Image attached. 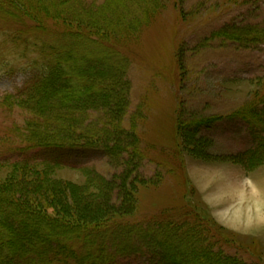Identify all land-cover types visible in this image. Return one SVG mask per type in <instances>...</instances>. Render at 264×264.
I'll return each instance as SVG.
<instances>
[{
    "label": "rangeland",
    "instance_id": "374dc122",
    "mask_svg": "<svg viewBox=\"0 0 264 264\" xmlns=\"http://www.w3.org/2000/svg\"><path fill=\"white\" fill-rule=\"evenodd\" d=\"M22 1L26 15L19 0H0V186L53 181L87 207L117 205L103 220L131 229L109 238L133 233L138 253L110 264L158 263L142 238L168 247V264L202 260L193 245L230 264H264V204L254 211L249 198L264 187L251 174L264 160L250 168L264 154V41L251 38L264 28V0ZM33 37L73 49L69 79L86 96L43 101L41 67L27 62L40 58ZM42 120L69 123L56 140L73 147L38 148L27 128Z\"/></svg>",
    "mask_w": 264,
    "mask_h": 264
},
{
    "label": "trees",
    "instance_id": "16d2710c",
    "mask_svg": "<svg viewBox=\"0 0 264 264\" xmlns=\"http://www.w3.org/2000/svg\"><path fill=\"white\" fill-rule=\"evenodd\" d=\"M19 2L21 5L17 7V13L26 15L28 11L25 10L27 2L22 0H19ZM71 34L64 35L68 38L72 36ZM252 36L251 38L254 40L260 38L264 41V28L259 32H254ZM232 37L235 41L244 36L236 33ZM244 38H248V35ZM52 39L54 40V38ZM52 39L46 40L42 45L41 42L44 39L33 37L32 46L33 49L37 48L36 50L40 52V58L37 60L29 58L27 62L29 65L35 67L39 65L41 67L42 73L36 81L35 90L45 96L43 101L55 96L53 103L62 102L63 106L64 102L68 103V100L74 99L76 95H78V98L86 96V89L83 87L85 83L80 80L81 86H78V90H76L71 83V78L69 79L70 72H68L69 67L66 65L65 59L69 60L72 57L70 51L73 49L65 43H59ZM39 43L41 46L38 45ZM62 50L65 53L61 54L60 51ZM39 103L41 102L39 101ZM244 117L247 118V115H244ZM54 122L42 120L39 124H33L32 127L27 128L28 134L38 133L36 137L38 145L40 144L38 148L73 147L56 140L58 136L64 137V134L70 133V124L67 122L56 124ZM262 128H264L263 121ZM258 142V146L264 148V135L260 136ZM255 151L252 149L249 154H253ZM263 157L264 154L259 161L252 162L250 168H255L258 163L264 160ZM43 163L58 166L52 162ZM26 165L23 169L27 168ZM105 187H108L107 183L106 186L103 185V188H100L99 192H102V195L107 190H105ZM73 192L72 187H69L68 184L62 185L53 181L46 183L43 180L37 181L33 187H29L22 181L21 185L12 184L11 186L5 184L0 186V264H110L118 258L135 257L138 252L135 247L131 246L133 233H130L128 238L118 237L116 240H110L109 238V232L115 229L126 232L131 229L122 226V224L119 226L115 223L112 224V218L114 217L111 220L110 218L103 220L102 215L104 213L102 211L108 210L107 213L110 210L116 211L115 207L117 205L114 207L108 202L99 201V205L93 209L87 207L90 203L83 205L78 202L74 198ZM17 194L19 196L23 195L24 198L17 196ZM82 195L84 196L83 193ZM30 199H34V201ZM67 200L72 202L75 210L69 212L70 208ZM50 209L51 213L54 214L53 218L47 214ZM85 210L90 213V216L84 214ZM90 220H92V224H90ZM156 228L159 230L164 228L168 232L170 229L173 230V225L160 222ZM100 231L104 232L102 237L97 236ZM189 236L194 237L192 234H189ZM195 240L196 238L191 242L193 243ZM141 244H144L147 255L156 251V253H159L160 261L155 264H168L169 254L166 253L168 247L164 249L158 241L154 243L150 240L149 242L148 238H142ZM153 245L156 248L154 250L151 249ZM194 246H189V248L192 249L193 253L201 252L200 257L202 260L204 259L203 261L198 260L194 264H206L209 260L213 262L211 264H217L221 261L230 264L228 263V257L218 253L214 254L216 252L207 250L206 247H203L200 251L195 250ZM177 253L179 251L171 255L174 256ZM173 259L171 264H179L180 255L178 254Z\"/></svg>",
    "mask_w": 264,
    "mask_h": 264
},
{
    "label": "bare ground",
    "instance_id": "6f19581e",
    "mask_svg": "<svg viewBox=\"0 0 264 264\" xmlns=\"http://www.w3.org/2000/svg\"><path fill=\"white\" fill-rule=\"evenodd\" d=\"M221 187H222V185H220V187H217L216 190H219V189H220V190H222L221 192H225V189L223 188V189H224V190H223V189H221ZM225 187H227V186H225ZM227 189H228V190H231L230 188H227ZM228 192H230V191H228ZM228 192H226V194H227ZM230 193H232V192H230ZM243 196H244L243 194H240V196H238V200H240V202H241ZM239 198H240V199H239ZM249 198H251V201H253V203H251V204L254 205L252 210L255 211V208H256V209L259 208V205H258V204L260 203L259 198L256 197V198H257V200H256V198H254L252 194H249ZM243 199H244V198H243ZM258 202H259V203H258ZM250 206H251V205H250ZM238 210H239V211H244V212L246 213V209H245V207H244V205H243L242 203H241V205H239ZM238 210H235V211H236L235 214H240ZM252 210H251V211H252ZM251 211H250V209L248 210V212H251ZM248 212H247V214H249Z\"/></svg>",
    "mask_w": 264,
    "mask_h": 264
},
{
    "label": "crops",
    "instance_id": "0c3cea01",
    "mask_svg": "<svg viewBox=\"0 0 264 264\" xmlns=\"http://www.w3.org/2000/svg\"><path fill=\"white\" fill-rule=\"evenodd\" d=\"M263 165H264V164H263ZM263 165H262V166H263ZM262 166L258 167L259 171H263L262 173H260V174L257 173L256 171H257L258 169H257V170H254V171L251 172L252 175L254 174L253 177H254L255 179H256V176H257V175L262 176V177L264 176V166H263V167H262ZM250 179H251V178H250ZM250 179H248L249 182H252V180H250ZM260 183H264V179H263ZM254 184H256V183H254ZM201 189H202V188H201ZM214 190H215V189H214ZM200 191H201V193H203V194L205 193V191H204L203 189L200 190ZM203 191H204V192H203ZM213 192H214V191H212L211 194H213ZM257 192H258L257 196H259V201L262 202V204H264V187L260 188Z\"/></svg>",
    "mask_w": 264,
    "mask_h": 264
}]
</instances>
